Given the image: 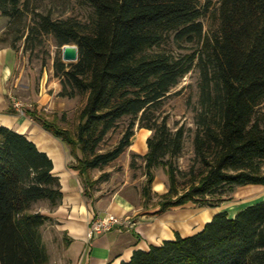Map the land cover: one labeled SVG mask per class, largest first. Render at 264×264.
<instances>
[{
  "label": "trees",
  "instance_id": "16d2710c",
  "mask_svg": "<svg viewBox=\"0 0 264 264\" xmlns=\"http://www.w3.org/2000/svg\"><path fill=\"white\" fill-rule=\"evenodd\" d=\"M79 2L91 10L87 25L31 11L29 0H0V16L9 20L14 50L17 41L24 38L27 51L44 35H52L58 48L77 47L76 62L57 56L53 63L62 87L58 96H86L74 134L35 109L26 114L69 147L76 160L71 167L82 178L116 161L132 145L137 127L152 132L147 153L133 154L130 163L131 169L136 158L144 163L143 198L152 196L156 168L169 179L155 214L189 203L216 208L239 187L264 186V0H218L211 32L204 30L201 19L209 8L200 0ZM29 15L32 24L26 26ZM169 44L193 50L175 54L163 49ZM193 68L199 73L194 148L204 171L179 194L172 160L182 151L185 131H172L158 113ZM125 119L118 144L100 152L108 133ZM52 171L51 159L26 136L0 126V264L49 263L41 229L50 218L32 207L60 203L61 186ZM101 177L85 179L84 189ZM120 264H264V200L234 217L216 213L198 233H175L174 240L136 250Z\"/></svg>",
  "mask_w": 264,
  "mask_h": 264
},
{
  "label": "crops",
  "instance_id": "0c3cea01",
  "mask_svg": "<svg viewBox=\"0 0 264 264\" xmlns=\"http://www.w3.org/2000/svg\"><path fill=\"white\" fill-rule=\"evenodd\" d=\"M6 21L7 18L0 16V126L26 136L40 152L51 159L52 172L60 182L62 199L54 208L44 201L48 203V209L42 214L50 218L47 223H53L55 230L61 236H65L68 242L67 260L69 259L70 264H120L127 262L136 250H147L151 245L174 240L175 233H179L177 229L183 225H186L187 231L190 232L192 228L190 229L189 225L198 223L197 230L190 233V236L202 230L208 222L202 224L200 215L204 212L210 213L206 210L196 219H192L193 212L188 208L184 209V206L173 207L161 214H155L158 206L153 212L146 211L147 215L135 211L125 191L127 182L114 192L84 189L82 177L71 167L76 160L71 155L69 147L26 114L27 110L34 109L38 113L44 111L54 115L63 114L68 100L58 96L62 89L60 80L54 76L53 69L46 70L41 66L40 71L35 73L32 64L21 61L18 51L10 44L7 45L3 38L2 28L5 27ZM12 98L24 107L31 108L21 109L19 103L12 105ZM148 138L149 134L142 145H131V150L132 148L139 152L142 150L141 154L136 151L133 153L145 155ZM155 184L161 183L156 182L154 177L153 188ZM243 187L255 189L260 193L256 198L240 203L244 206L233 215L226 211L229 217H234L242 209L264 200V186ZM179 211L183 212L177 214ZM106 214L118 218L129 217L135 227L123 232L112 230L89 239L87 234L93 220ZM165 233L167 238L163 239Z\"/></svg>",
  "mask_w": 264,
  "mask_h": 264
},
{
  "label": "rangeland",
  "instance_id": "374dc122",
  "mask_svg": "<svg viewBox=\"0 0 264 264\" xmlns=\"http://www.w3.org/2000/svg\"><path fill=\"white\" fill-rule=\"evenodd\" d=\"M200 4L203 7L208 6L209 8L208 13H206L201 19L204 30L206 32L216 30L217 18L214 16V13L218 5V0H200ZM29 8L31 11H37L41 14H49L52 19L64 20L71 18L77 20L83 25H87L91 22L92 17L90 8L80 3L79 0H29ZM31 17L32 15H29L26 19V26H31ZM8 24L9 20L7 19L5 27L2 28L4 31L2 35L7 41L6 44L11 45L14 33H12L13 30L10 31L6 29L8 28ZM16 48L21 61L32 64V67L35 69V73L40 71L41 66L45 67L46 70L53 69L55 58L57 56L62 58V48H58L56 46L55 39L52 35H44L42 37L35 38L32 42H30V44H28L27 51L24 49L23 38L22 40L16 42ZM163 49L165 51L172 50L175 54L188 53L193 50L191 46H186V48L182 51H179L175 47L172 49V45L170 44L165 45ZM198 83L199 73L196 68H193V70L181 80L178 86L171 91L170 96L164 100L162 109L158 113V115L166 116L168 126L172 131H175L179 127L184 128L185 131L182 151L177 158L172 160L176 176L175 186L179 194L184 193L191 184L195 183L196 178L204 171L202 164L195 155L194 148V135L196 130L195 118L199 109ZM66 99L68 100V103L63 114L54 115L53 113H47L44 111H40L38 114L49 122H55L59 128L65 129L68 132H71V134H74L78 124L79 113L86 103V96H76L72 99ZM17 103L19 102L12 98V105ZM19 108L29 109L31 107H24L19 103ZM126 125L127 120H122L113 131L108 133L104 142L100 145V152L110 151L118 144ZM146 131L148 130L135 127L134 136L131 139L132 145H135V138L139 134ZM149 132V137H151L152 132ZM130 147L126 149V151L116 161L104 168V170L90 171L86 174V176H83L82 180L84 181L88 178L90 182H95L102 176L100 181L90 186L89 189L92 191H95L96 189H103L104 191L106 190V192H114L119 189L124 182H127L125 185L127 186L125 191L129 196L135 211L139 213H146V211L153 212L156 206H158V197L167 193L169 189V179L166 174V170L161 167L154 170L156 182L159 181L162 184L163 189L157 192L152 186L151 198L149 200L144 199L142 196V187L145 183L144 163L141 159L136 158L134 160L136 168H130V163L132 161L131 157L135 154L133 151H136L133 148L131 150ZM136 152L140 153L142 150L140 152ZM259 193L255 189L239 187L232 194H225L222 197L225 201L216 208H199L191 203L185 205L183 208H188L193 212L192 219H196V217L205 210L209 211L212 217L216 213L226 212L225 209H223L224 205L229 203H243L248 199L256 198ZM47 204L48 203L44 201L36 203L33 205L32 211L45 213L46 209H48ZM181 212L183 211H179L177 214H180ZM177 214L175 215L177 216ZM145 215H147V213ZM50 223H46L41 229L42 239L49 255L48 264H70L71 262L69 259L67 260L68 257L66 250L68 242L66 241L64 235L61 236L57 230H55L53 223ZM193 224V226L189 225L190 229L192 228L190 232L187 231L186 225L179 227L177 229L179 232L178 234L181 236H190V233L197 230L196 227L198 223L196 224V222H194Z\"/></svg>",
  "mask_w": 264,
  "mask_h": 264
},
{
  "label": "built area",
  "instance_id": "2783aa9c",
  "mask_svg": "<svg viewBox=\"0 0 264 264\" xmlns=\"http://www.w3.org/2000/svg\"><path fill=\"white\" fill-rule=\"evenodd\" d=\"M17 107V106H16ZM135 227L131 218H118L111 214H106L103 217H97L93 220L88 238L91 239L96 235L117 230L119 232L132 230Z\"/></svg>",
  "mask_w": 264,
  "mask_h": 264
},
{
  "label": "bare ground",
  "instance_id": "6f19581e",
  "mask_svg": "<svg viewBox=\"0 0 264 264\" xmlns=\"http://www.w3.org/2000/svg\"><path fill=\"white\" fill-rule=\"evenodd\" d=\"M149 134V131H146L144 133L139 134L136 138H135V146H139L142 145L144 142L145 137ZM137 143V144H136ZM163 187L161 184H155L154 185V190H162ZM262 199V198H261ZM242 204H238V203H232V204H226L224 205L223 209H225V211H228L231 215H233L237 210H239L240 208H242ZM211 220V215L208 212H204L200 215V221L202 224H205L207 222H209ZM167 238V234H163V239Z\"/></svg>",
  "mask_w": 264,
  "mask_h": 264
},
{
  "label": "water",
  "instance_id": "95a60500",
  "mask_svg": "<svg viewBox=\"0 0 264 264\" xmlns=\"http://www.w3.org/2000/svg\"><path fill=\"white\" fill-rule=\"evenodd\" d=\"M62 61L66 63L76 62L78 58V49L75 45H65L61 49Z\"/></svg>",
  "mask_w": 264,
  "mask_h": 264
}]
</instances>
